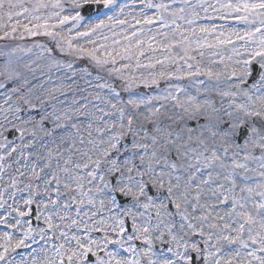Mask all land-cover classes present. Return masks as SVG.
<instances>
[{
  "label": "snow or ice",
  "instance_id": "1",
  "mask_svg": "<svg viewBox=\"0 0 264 264\" xmlns=\"http://www.w3.org/2000/svg\"><path fill=\"white\" fill-rule=\"evenodd\" d=\"M0 264H264V0H0Z\"/></svg>",
  "mask_w": 264,
  "mask_h": 264
}]
</instances>
